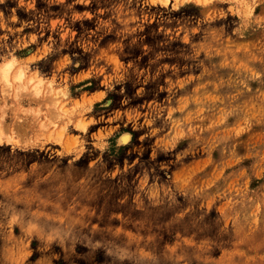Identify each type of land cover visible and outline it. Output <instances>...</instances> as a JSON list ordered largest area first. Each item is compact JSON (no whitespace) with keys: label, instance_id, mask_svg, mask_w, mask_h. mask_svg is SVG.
<instances>
[{"label":"rangeland","instance_id":"1","mask_svg":"<svg viewBox=\"0 0 264 264\" xmlns=\"http://www.w3.org/2000/svg\"><path fill=\"white\" fill-rule=\"evenodd\" d=\"M0 122V264H264V0H0Z\"/></svg>","mask_w":264,"mask_h":264},{"label":"bare ground","instance_id":"2","mask_svg":"<svg viewBox=\"0 0 264 264\" xmlns=\"http://www.w3.org/2000/svg\"><path fill=\"white\" fill-rule=\"evenodd\" d=\"M3 78L7 81H9V68L7 66V68L3 71ZM1 123V122H0ZM1 125V124H0ZM122 139V142L126 143L129 141L130 139V136L129 135H123V137L121 138Z\"/></svg>","mask_w":264,"mask_h":264}]
</instances>
